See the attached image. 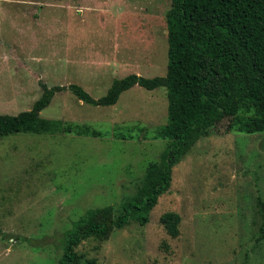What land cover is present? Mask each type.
Masks as SVG:
<instances>
[{
  "label": "rangeland",
  "instance_id": "obj_1",
  "mask_svg": "<svg viewBox=\"0 0 264 264\" xmlns=\"http://www.w3.org/2000/svg\"><path fill=\"white\" fill-rule=\"evenodd\" d=\"M172 0H0V115L32 109L43 85L105 96L114 79L165 76ZM164 87L94 107L58 93L40 121L102 136L38 130L0 139V264H60L65 236L88 210L138 192L170 142ZM251 114L240 113L241 118ZM226 118L173 169L150 222L132 220L76 249L98 264H264V133ZM46 125V122H45ZM47 128V127H45ZM167 216L173 228L160 220Z\"/></svg>",
  "mask_w": 264,
  "mask_h": 264
},
{
  "label": "trees",
  "instance_id": "obj_2",
  "mask_svg": "<svg viewBox=\"0 0 264 264\" xmlns=\"http://www.w3.org/2000/svg\"><path fill=\"white\" fill-rule=\"evenodd\" d=\"M168 70L165 76L146 78L130 74L114 79L105 96L95 99L82 86L43 85V94L32 109L17 115H0V139L38 127L54 132L62 127L79 136H102L86 126H64L62 122L40 121L41 112L56 94L70 91L94 107H110L121 95L142 87L153 91L164 87L168 95L170 142L159 162L150 163L136 195L123 203L116 215L111 205L88 210L65 236L60 264H98L80 256L76 249L86 239L109 236L132 220L146 226L162 195L172 186L173 169L201 137L226 118H234L240 131L264 133V0H172L166 14ZM241 112L251 114L241 118ZM47 127V128H45ZM264 216V201L258 198ZM173 228L167 216L160 220ZM264 240V225L260 228Z\"/></svg>",
  "mask_w": 264,
  "mask_h": 264
}]
</instances>
